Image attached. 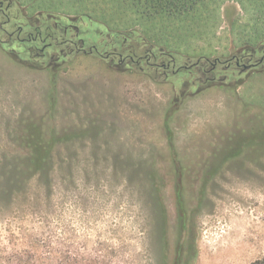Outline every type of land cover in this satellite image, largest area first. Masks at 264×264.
<instances>
[{
    "label": "rangeland",
    "instance_id": "374dc122",
    "mask_svg": "<svg viewBox=\"0 0 264 264\" xmlns=\"http://www.w3.org/2000/svg\"><path fill=\"white\" fill-rule=\"evenodd\" d=\"M76 4L95 7L56 0L29 15L101 53L143 30L125 11L113 21L105 3L88 19L47 15ZM194 13L171 24L203 27V56L157 45L213 60L264 40V17L238 0H208ZM72 23L77 37L63 35ZM30 45L0 29V264H176L180 180L195 214L196 254L186 249L184 264L264 256V72L153 80L95 54L61 56L52 46L44 55Z\"/></svg>",
    "mask_w": 264,
    "mask_h": 264
},
{
    "label": "trees",
    "instance_id": "16d2710c",
    "mask_svg": "<svg viewBox=\"0 0 264 264\" xmlns=\"http://www.w3.org/2000/svg\"><path fill=\"white\" fill-rule=\"evenodd\" d=\"M0 1L2 2L0 3V29L6 32V37L9 38V32L5 26L9 24H12L11 27L18 26L16 20L20 17L24 18L26 22H35V24L40 23L36 16L26 17L22 7L16 0ZM205 1L208 0H95V7L92 9L94 13L96 12L95 16L101 15V11L103 10V5L101 4L105 3L109 6L111 19L113 21L117 11L119 13L125 11L127 15L134 16L135 21L138 23L137 26L139 24L143 25L142 31H138L137 28H135L129 32L136 34L137 39H132V41L127 44L128 38H125L121 49H114L109 52L101 53L100 50L94 46H84L81 39L75 40L74 43L67 40L62 35L52 32L48 34L47 31L42 32L41 39L44 38L46 41L54 42L57 47L62 50V52H59L61 56H67L70 53H73V55L95 54L106 59V61L112 66L114 65V67L123 68L128 66L132 70L147 74L153 80H166L176 76L195 74L201 78L203 77V79L208 82H222V80L226 78L227 73L235 70H239L238 72L240 73H249L250 71L264 72V40L257 46L253 44L247 46L241 52L229 58H215L213 60L206 57L182 55L157 45V40L165 38L167 33H164V30L168 29V27L171 28V23L173 21L192 17L197 7ZM238 1L254 9V19L256 21H263L264 0ZM2 11L4 12L2 13ZM97 11H99V13ZM47 15L51 17L56 15V13L47 12ZM158 19L161 21V27L152 28L151 26H156L155 23H158ZM147 23L150 24L147 26L145 25ZM42 26H45V24H42ZM261 36V33H255L254 37H256L255 39H261ZM3 42L6 41L3 40ZM71 49H73V51ZM70 50L72 52H70ZM39 56L41 55H36L35 57ZM35 150L38 151L36 147ZM34 157L40 159L37 152ZM176 199L178 210H180L179 232L180 238H182V242L177 250L178 257L176 264H184L186 249L187 251L188 249L189 251L192 250L191 256H195L196 254V248L193 242L195 237V214L194 211H190L188 214L186 213L181 180L176 183ZM188 242H191L190 248L186 247ZM250 264H264V256L254 260Z\"/></svg>",
    "mask_w": 264,
    "mask_h": 264
},
{
    "label": "crops",
    "instance_id": "0c3cea01",
    "mask_svg": "<svg viewBox=\"0 0 264 264\" xmlns=\"http://www.w3.org/2000/svg\"><path fill=\"white\" fill-rule=\"evenodd\" d=\"M22 7L23 9H25L26 13L29 14V11L31 10H35L36 11H49L47 8L49 7L50 4L55 3L56 0H49L47 1V5H45L44 7H40V5L36 8H30V2L32 0H16ZM78 2H82V0H77ZM95 2V0H92ZM87 2V0H86ZM104 6V4H102ZM72 7H75V9L68 11L66 10V8L64 7H58L56 9H51L49 8L53 13H63L64 15L66 13L67 16L73 17L76 16V14H83V16L85 15V18H89L91 17L92 13L94 12L92 10L91 7L87 6V5H78L76 4L71 5ZM87 10V11H86ZM92 10V11H91ZM86 11V13L84 12ZM91 11V12H90ZM105 12V11H104ZM107 12V9H106ZM195 14V13H194ZM155 27L159 28L158 23H155ZM195 26V27H194ZM197 29V30H196ZM203 27L199 26L197 27L196 24H186L183 27H179V26H174V27H168V29L164 30V33H167V35H165V38H163L162 40H157V42H159V44L161 43L162 45H165L167 47V49H173L174 50H179L181 51V53H187V54H191L192 55H198V56H203L204 53H200L199 48H201V33H203ZM196 36H199V38ZM174 37V39L172 38ZM156 42V43H157ZM173 45V46H172ZM181 45H183V48L181 47ZM203 46V45H202ZM184 51V52H183ZM195 53V54H193ZM185 55V54H184Z\"/></svg>",
    "mask_w": 264,
    "mask_h": 264
},
{
    "label": "flooded vegetation",
    "instance_id": "af4514ba",
    "mask_svg": "<svg viewBox=\"0 0 264 264\" xmlns=\"http://www.w3.org/2000/svg\"><path fill=\"white\" fill-rule=\"evenodd\" d=\"M0 3H2L1 1H0ZM21 6V5H20ZM22 7V6H21ZM22 9H23V7H22ZM23 11H24V13H26L25 12V10L23 9ZM4 11H2V13H3ZM25 16L26 17H30L31 15H29V14H25ZM35 16L37 17V19L39 18V16H41L39 13H37V14H35ZM72 22V21H71ZM16 24H18V26H16V27H11V25L12 24H9L10 25V27H11V31H8L9 33H8V35H9V38H12V37H14V39L15 40H17V41H20V42H23V43H29V44H31L30 45V49H32V48H34V49H39L40 50V52H41V54H44L45 55V50L47 49V48H50V47H52V46H54L55 47V49H57L58 47H57V45L54 43V42H51V41H47L46 42V39H41V34H42V32H46L47 31V33L49 34V33H55V29L54 28H56L57 26H58V22H55V26L52 28V27H50V26H48L46 23H36V24H39V25H36L35 24V22H26V21H24V23H21V22H17L16 21ZM42 24L44 25L45 24V26H42ZM71 25V27L69 28V27H67V26H63V35H67V33H68V31H69V29H71V30H73L75 33V35H76V37H77V35H78V33H79V27L77 26V25H74V23H72V24H70ZM18 27V28H17ZM45 27V28H44ZM39 28V29H38ZM50 28V29H49ZM22 34H23V36H22ZM67 40H70V41H72V42H74L75 43V40H74V38L71 36V37H68V38H66ZM78 39H81L82 40V42H83V45L85 46V43H84V38H82V37H77V40ZM36 43H41L42 44V47H38L37 45H34V46H36V47H33L32 46V44H36ZM72 51H73V49H71ZM70 50V52H72ZM58 51L59 52H62V50L59 48L58 49ZM86 55V54H85ZM53 56V55H52ZM56 56V55H55ZM56 58H58V55L56 56Z\"/></svg>",
    "mask_w": 264,
    "mask_h": 264
}]
</instances>
